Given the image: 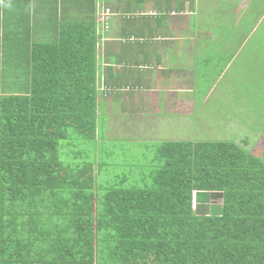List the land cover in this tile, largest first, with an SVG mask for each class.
Here are the masks:
<instances>
[{
	"label": "trees",
	"instance_id": "trees-1",
	"mask_svg": "<svg viewBox=\"0 0 264 264\" xmlns=\"http://www.w3.org/2000/svg\"><path fill=\"white\" fill-rule=\"evenodd\" d=\"M14 1L0 5V264H264V159L233 140L162 143L149 188L122 179L100 196L95 163L63 165L60 144L71 132L91 142L104 135L100 98L134 88H98L87 0L62 6L39 42L38 15ZM245 18L221 47L234 50L217 57L221 70L206 72L220 79L234 60L237 116L253 133L264 129V49L234 54L264 48L259 36L245 45L264 24ZM23 26L25 43L16 34ZM210 197L222 206L206 213Z\"/></svg>",
	"mask_w": 264,
	"mask_h": 264
},
{
	"label": "crops",
	"instance_id": "crops-1",
	"mask_svg": "<svg viewBox=\"0 0 264 264\" xmlns=\"http://www.w3.org/2000/svg\"><path fill=\"white\" fill-rule=\"evenodd\" d=\"M31 2L14 1L13 6L23 10L25 7L32 8L38 15L35 32L32 31V38L38 42L49 33L48 27L57 25L62 6H70L67 9L72 10L77 5L73 0L69 4L68 0ZM86 6L95 8L98 88L101 90L103 83L119 88H134V92H120L105 102L100 98L99 102L104 107L99 115L107 119V136L124 142L157 145V149L162 143L180 141L175 138L180 135L174 131L177 124L189 129L194 126L191 132L202 131L197 121L194 118L191 120L194 115L201 114L194 107L197 101L194 97L200 89L199 79L207 82L209 78L213 79L205 97L210 101L213 94L225 97L222 91H216L222 82L226 83L224 87L236 86V75L231 68L234 60L223 70L220 79L209 77L206 72L213 70L217 75V71L221 70V58L217 57L233 53L232 49L221 48L233 40L229 30L241 25L245 17V21L255 18L258 24H264V0H87ZM52 8L54 12L48 13L49 10L53 11ZM108 9L112 10L113 16L109 20L108 30H105L102 15ZM20 33L25 36L24 43L30 39V31L26 32L24 26L16 34ZM245 35L247 45L258 36L264 37V30L253 29ZM137 39L141 42H136ZM128 41H132V45ZM259 49L264 48H247L234 55L243 56L241 52H245L248 57H254ZM229 82L234 83L233 87ZM230 94L228 91L226 96ZM238 110L236 105L232 113L235 118L233 115H221L219 120L216 118L223 122L222 131L215 129L214 133L218 131L224 136H232L229 130H233V125L237 124L234 120L241 122L237 116ZM224 120L226 123L231 120L229 130L223 125ZM245 127L249 128L248 125ZM260 129L253 131V136L263 134L264 129ZM247 142L248 137L244 143Z\"/></svg>",
	"mask_w": 264,
	"mask_h": 264
},
{
	"label": "rangeland",
	"instance_id": "rangeland-1",
	"mask_svg": "<svg viewBox=\"0 0 264 264\" xmlns=\"http://www.w3.org/2000/svg\"><path fill=\"white\" fill-rule=\"evenodd\" d=\"M209 77H214V75H209ZM199 93L194 97L197 100L194 104L196 112L201 113L200 115H194L191 120L197 121L200 125L202 131H193L194 126L189 129L188 126H182L177 124L174 127L175 133H180L176 135V139L181 140H195V141H220V140H235V142L241 147L252 151V153L262 156L264 159V133L260 136H253L249 128L245 127V124L234 120L237 124H234V128L228 129L231 120H228L224 124L233 135L219 134L218 131H222V120L221 115H233L234 109H236V102L238 99L236 96V88L233 87L232 82L230 86L233 88L224 87L225 82H222L216 89L219 93L222 91L225 97L213 94L211 101L206 99L208 93V86L211 85L213 79L209 78L208 82L199 79ZM235 91H234V90ZM228 91L231 92L230 95L226 96ZM215 93V91L213 92ZM206 101V102H204ZM208 103L211 105L208 106ZM191 106V104H190ZM209 111V112H208ZM213 112L215 115H213ZM237 113V112H236ZM187 116V115H185ZM236 116H234L235 118ZM244 115L242 116V118ZM218 118V120H216ZM240 118V116L238 117ZM258 119V118H257ZM106 121V120H105ZM264 123V118L260 120ZM118 122L116 121V124ZM217 129V134L213 130ZM204 130V131H203ZM181 131H184L182 134ZM106 133V130H105ZM99 137L98 141L91 142L85 140L79 134L71 132L70 139L63 141L60 144L61 151V162L69 170H75L80 165L84 163H95L97 168L100 169V174L97 179V193L98 196L105 194V189L120 184L123 180L127 181L124 187H132L137 189L149 188L153 182V176L151 172L156 170L159 166V161H155L157 154V145H151L147 143H137V142H124L119 141L117 138L110 139L107 133ZM195 134V135H194ZM248 137V142L245 144V139ZM103 194V195H104ZM102 197V196H101ZM209 204H206L205 212H209V206L214 205L216 207L222 206L221 197H210Z\"/></svg>",
	"mask_w": 264,
	"mask_h": 264
},
{
	"label": "built area",
	"instance_id": "built-area-1",
	"mask_svg": "<svg viewBox=\"0 0 264 264\" xmlns=\"http://www.w3.org/2000/svg\"><path fill=\"white\" fill-rule=\"evenodd\" d=\"M112 16H113V12L110 9L106 10L105 13H103V15H102V24H103L105 30H108V28H109V20H110V18Z\"/></svg>",
	"mask_w": 264,
	"mask_h": 264
},
{
	"label": "clouds",
	"instance_id": "clouds-1",
	"mask_svg": "<svg viewBox=\"0 0 264 264\" xmlns=\"http://www.w3.org/2000/svg\"><path fill=\"white\" fill-rule=\"evenodd\" d=\"M0 5H2L4 7H10V4H5L4 0H0Z\"/></svg>",
	"mask_w": 264,
	"mask_h": 264
}]
</instances>
